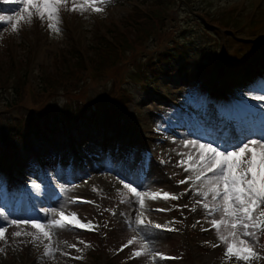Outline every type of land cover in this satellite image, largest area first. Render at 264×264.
<instances>
[{
    "label": "rangeland",
    "instance_id": "obj_1",
    "mask_svg": "<svg viewBox=\"0 0 264 264\" xmlns=\"http://www.w3.org/2000/svg\"><path fill=\"white\" fill-rule=\"evenodd\" d=\"M150 3L151 0H110L101 13L92 11L91 5H88L87 10L82 13L62 10L59 24L61 31L58 34L47 28V22L42 23L36 18L33 19L31 26L21 21L18 33H13L11 28V23H15V20L11 23L0 21V120L4 124L30 114V108H34V105L45 99L47 95L53 98L48 99V102H52L53 108L65 106L67 100L76 103L78 107H81L77 111L78 115L84 112L82 105L84 102L79 105L84 100L85 102L92 100L91 104L96 105L95 107H99L100 102L102 105L104 101L107 103L95 111L101 124L84 127L82 121L76 129L60 132L59 136L55 137L68 146V140L75 144L82 135L83 142L88 143L86 151L96 154L95 164H91L87 158L79 159L77 157L79 152L65 154L64 149L55 148L49 144V141H38L36 145H42L38 151H43L45 159L51 166L45 161V169L42 166L36 167L35 172L28 174L23 180L19 190L24 193L29 188L33 189L31 187L33 183L39 184L41 186L39 192L33 189L37 197L34 199L35 206L31 202L26 208L19 200L13 202L6 200L7 186L2 184L3 180H0V207L11 213L10 219L14 218L18 221L32 219L41 222L50 221L53 219L54 212L64 210L66 214L75 212L83 222L91 221L93 224L98 222L101 208L105 211L106 223L109 222L106 229L109 228L108 243L112 246L110 251L117 249L119 257L124 258L132 256L133 251L140 250V248L138 243H135L124 247L121 251L123 245L129 239L137 237L139 240V236L145 234L139 229L133 232L129 226L135 219L134 211L137 205L121 202L124 198L131 199L129 191L119 183L120 180H124L132 183L138 190L168 192L180 196L182 202L189 206L188 213L192 218L191 222L199 221L204 229H208L206 231L208 233H196L191 238L179 232L147 229L148 239L145 242L150 244L153 253L171 256L183 254L188 248V257L179 258L175 255L176 258L171 261L159 258L152 261L151 257L142 256L133 264H193V260H196L194 262H198L197 264H221L216 260L225 261L227 259L225 247L223 245L221 248L214 246L219 243L215 230L206 222L199 205L195 212L190 211L199 197L192 192L183 194L190 187V183L180 184L179 181L184 180L189 173L177 165L182 158L186 159L189 151L183 147V142L188 139H200L203 136L200 129L206 133L204 136L212 134L214 138V131L217 130L216 133H218L220 128H225L229 115L236 116L233 118L235 123L247 118V125H256L249 116L250 110L243 111L246 106L233 104L232 101L220 95L216 99L207 98L206 94L211 89L217 90L214 87L216 66L224 61L221 59L217 62L220 56L218 53L223 52L224 56L229 57L228 68L226 67L227 75L234 69L230 65H234L238 59L248 61V54H255L259 51H261L260 56L263 55L264 45L254 47L262 43L259 40L253 44L252 38L264 32V0H173V6L170 7L172 10L170 9L171 12L167 14L166 27L161 35L157 33L154 36L153 34L156 33L154 28L143 34L139 33V28L145 23V16L138 13L152 11L153 5ZM73 4L79 8L85 4V0H69L67 7L71 9ZM17 8L18 5L12 0H0V16H15ZM233 9L235 14L231 12ZM136 14V18L130 20ZM225 19L226 21L236 20V22L233 26L227 25L223 22ZM163 20L161 19L162 22ZM239 23L241 25L236 26ZM123 38L128 44L126 46L128 49L124 50L125 53L114 67L101 69L100 64H95L98 56L92 58L94 48H96V54H103L100 59L105 58L109 49L100 47L101 42H120ZM180 43L185 44L195 56L190 60L191 64L187 65L186 71L188 72L180 76L174 73L178 86L164 76H161L162 82H154L149 77L152 75L151 69L154 62H159V58L169 57L174 49V52L181 50L182 47H176ZM223 43L226 44V48L223 47V51L219 52ZM73 49L86 55L84 58L88 57L92 63H82L84 68H79L82 67L79 60L71 58L70 64H64L62 58L67 59L78 55L73 52L75 51ZM232 55L238 59L234 60ZM108 63L106 62L105 66ZM72 67L73 69L66 73L68 76H72L70 73H73V70H79V72L76 71L77 74L84 73L78 82L68 83L71 86H77L78 92L68 93L67 83L64 81L59 89H54L49 93L42 92V95L35 97L37 93H41L39 90L41 77L60 75L64 68ZM139 78H146L144 84L137 81ZM238 79L239 77H234L224 81L231 88L232 94L251 96L258 89ZM19 82H23L22 84L28 88L24 99H19L17 92ZM28 84L31 86L29 87ZM121 94L131 95L127 98L126 106H122L117 101V97ZM207 104H212L214 108V111L208 114L207 122L214 120L216 123L210 131L207 125L201 122L204 119ZM109 106L116 110L121 106L128 113L129 120L133 121L137 134L127 136L143 141L142 151H134V146L137 144L129 145L127 148L123 141L116 139L113 142L111 138L107 139L111 134L115 137L120 136L121 132L130 134L121 122L109 121L108 116H113L115 121L117 120L116 113L109 110ZM253 106L252 109L260 112L257 103ZM70 107L75 108V106ZM195 123L200 129L194 127ZM240 127L244 125L241 124ZM100 132L102 136L99 142L87 138L89 135H97ZM153 136L160 138V141L155 143L154 154L146 156L143 154L145 142ZM15 142L17 145L20 144L18 139L11 141V144ZM204 142L210 141L205 139ZM151 143L149 138L146 146ZM32 146H35L34 142ZM130 150L133 152L131 156H129ZM42 153L40 155L43 159ZM179 153L185 155L182 157ZM144 156L148 158L149 170L147 171L143 168ZM34 163L38 162L35 160ZM56 164L57 166H54ZM47 175L52 183H48L45 179ZM34 179V182H30ZM94 188L97 191H93ZM121 193L124 195L121 196ZM77 196L88 198L92 203H86V205L72 203ZM145 200L146 209H149L145 213L153 223H158L167 229L171 227L170 222L177 220V214L173 211L177 200L164 201L160 198L152 201L150 197H146ZM104 205H108L106 210ZM157 207L167 210L157 212ZM145 213V218L149 219ZM6 228V239L0 240V248H3V251H0V264H87V261L81 262V258L75 257H83V253L91 248L90 245L94 239L92 236H89L92 238L90 239L71 229L59 231L53 236L55 254L45 257L43 255L44 246L39 241L33 244L32 237L23 234L20 237L13 236L15 231L37 232L38 230L33 229L30 224H9ZM73 244L76 245L75 248L69 247ZM254 247L261 258L254 260L253 264H263L264 236H261L259 246ZM38 251L41 252V256L34 261L33 255ZM115 260L118 261V258ZM231 260L234 264H238L235 258Z\"/></svg>",
    "mask_w": 264,
    "mask_h": 264
},
{
    "label": "snow or ice",
    "instance_id": "obj_2",
    "mask_svg": "<svg viewBox=\"0 0 264 264\" xmlns=\"http://www.w3.org/2000/svg\"><path fill=\"white\" fill-rule=\"evenodd\" d=\"M18 5L15 16H0V21L11 23L13 33H18L19 25L24 21L25 25L31 26L33 19H39L42 23L47 22V28L51 32L60 33V12L70 10L84 12L87 6H92V11L101 13L110 0H85V4L79 8L73 4L71 9L67 7L69 0H12ZM100 5V6H97ZM23 13V15H22ZM260 94L254 95V100H264V86L260 88ZM254 107V106H253ZM207 139L210 142H204ZM183 147L189 149L186 159L182 158L178 165L189 173L180 184L190 183V187L183 194L192 192L199 197L190 208L195 212L197 205L202 210L206 222L215 230L218 244L225 247V257L235 258L240 264H253L260 257L254 246H259L261 236H264V118L258 125L251 124L237 129L223 128L215 134L202 136L200 139H188L183 142ZM182 157L184 153H179ZM119 183L127 189L131 199L124 198L122 203H135L137 214L134 221L129 225L133 232L139 229L144 235L129 239L124 247L138 243L141 250L133 251V258L141 256L151 257L152 261L169 259L162 254H155L148 242L147 229H164V226L147 220L144 216L146 211V197L152 201L162 198L164 201L178 200L180 196L168 192H148L138 190L132 183L120 180ZM31 187L39 192L40 185L33 183ZM93 191H97L95 188ZM124 194L121 193V196ZM79 202V199L72 203ZM85 203H92L84 201ZM187 207V205H185ZM167 209H157L165 211ZM115 214V213H113ZM11 213L0 207V240H5L6 225L30 224L37 232L15 231L14 237L22 234L32 237V243L39 241L44 246L43 255L51 257L56 248L53 245V236L59 231L88 230L94 231L98 225L91 221L83 222L77 213L66 214L64 210L53 213V219L41 222L39 220L18 221L10 219ZM210 218V219H209ZM197 223H200L197 221ZM195 227V225H193ZM207 231L208 229H201ZM48 241V243H44ZM80 243H84L80 241ZM87 246V245H86ZM75 248L76 245H69ZM3 251V248H0ZM80 251V249H77ZM67 255V253H64ZM80 259L82 257H75Z\"/></svg>",
    "mask_w": 264,
    "mask_h": 264
},
{
    "label": "trees",
    "instance_id": "obj_3",
    "mask_svg": "<svg viewBox=\"0 0 264 264\" xmlns=\"http://www.w3.org/2000/svg\"><path fill=\"white\" fill-rule=\"evenodd\" d=\"M172 1L173 0H151L150 4L153 5V10L143 11L141 13H138V14L145 16V23L139 28V33L143 34L145 31H151L153 28L160 31L164 27V20L162 22L161 19L165 18L164 16L167 14L168 10L171 9L170 7L173 6ZM136 16L137 14L134 15L130 20L135 19ZM124 38L120 42H116V41L101 42L100 47L103 46L104 48L109 49L107 54L105 55V58L100 59L103 56V54L102 53H99V55L96 54V48H94L95 51H92L93 52L92 58L94 59L96 55L98 56L97 58L98 60L95 61V64L96 63L100 64V66H102L101 69H106L108 67H114L120 61V58L122 57V55L125 53L124 50L128 49V47H126L128 44L124 40ZM121 51H124V52H121ZM73 52L77 53L78 55H73L71 57H68L67 59L66 57L62 58V61L64 64H67V63L70 64L71 58H75V60H79L80 64L83 63L82 57L79 54V52L77 50ZM69 53L72 54V52H69ZM76 57H78V59ZM99 59L101 61H99ZM106 62H109V63L105 66ZM77 63L78 61L76 62V64ZM60 64L62 63L60 62ZM79 68H84L83 64H82V67H79ZM72 69L73 67L64 68V71H62L60 75H55V76L46 75L44 76V78L41 77L40 79L41 86L44 88V90L46 87L49 89H57L62 85L64 81L67 83L71 81L78 82L80 78L82 77V74H77L79 70H75V71L73 70V73H70V75L72 76H68L66 74V73H69ZM76 71L78 72L76 73ZM19 83H20L18 84L19 86L23 85L22 84L23 82H19ZM68 111H71V110L68 109ZM68 111L67 109L61 110V116L51 114L50 112H48L47 115L43 116V119H34V118L29 117L23 123V128L21 127L20 131L16 130L18 131L17 135H20L21 137H25V135H29L33 132L35 134H39L40 131H44V127L53 128V127H56L57 124H68L67 122L70 121V116L68 115ZM11 130H12L11 127H9L10 132ZM0 143H2L1 150L4 151L6 147V143H7V138L5 135V129L2 124H0ZM0 160H3L2 157H0Z\"/></svg>",
    "mask_w": 264,
    "mask_h": 264
},
{
    "label": "bare ground",
    "instance_id": "obj_4",
    "mask_svg": "<svg viewBox=\"0 0 264 264\" xmlns=\"http://www.w3.org/2000/svg\"><path fill=\"white\" fill-rule=\"evenodd\" d=\"M167 69H170V68H168V66L166 67Z\"/></svg>",
    "mask_w": 264,
    "mask_h": 264
}]
</instances>
